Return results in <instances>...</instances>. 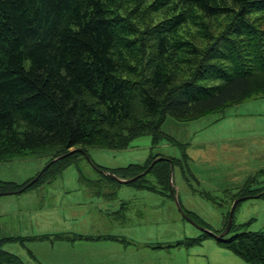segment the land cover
I'll use <instances>...</instances> for the list:
<instances>
[{
    "label": "trees",
    "instance_id": "16d2710c",
    "mask_svg": "<svg viewBox=\"0 0 264 264\" xmlns=\"http://www.w3.org/2000/svg\"><path fill=\"white\" fill-rule=\"evenodd\" d=\"M254 94L264 95V0H0V163L52 153L49 164L78 148L126 150L144 136L157 146L168 117L195 120ZM77 155L53 162L31 187ZM159 157L96 169L126 179L121 174L136 177ZM170 174L164 160L129 185L169 188ZM102 176L97 182L120 184ZM33 179L0 181V192ZM15 240H0V264H30L4 249ZM218 241L264 264V232Z\"/></svg>",
    "mask_w": 264,
    "mask_h": 264
},
{
    "label": "rangeland",
    "instance_id": "374dc122",
    "mask_svg": "<svg viewBox=\"0 0 264 264\" xmlns=\"http://www.w3.org/2000/svg\"><path fill=\"white\" fill-rule=\"evenodd\" d=\"M161 131L157 146L144 136L126 150L85 148L87 155H77L57 177L22 193L0 192L8 193L0 195V240L18 239L4 249L30 264H251L214 237L189 246L177 243L222 230L235 201L243 197L225 239L264 232V190L259 193L264 188V95L254 94L195 120L168 117ZM156 155L180 161L171 169L173 196L128 185H121L115 200L96 196L107 183L97 182L103 176L96 166L115 172L130 164L145 165ZM51 157L1 162L0 181L23 185ZM121 176L134 178L131 173ZM145 178L155 179L152 174ZM177 202L194 214L197 225L186 220Z\"/></svg>",
    "mask_w": 264,
    "mask_h": 264
},
{
    "label": "water",
    "instance_id": "95a60500",
    "mask_svg": "<svg viewBox=\"0 0 264 264\" xmlns=\"http://www.w3.org/2000/svg\"><path fill=\"white\" fill-rule=\"evenodd\" d=\"M77 151H80L82 154H85L87 155V153L83 150V149H72L70 150L67 154H64L56 159H54L52 162H50L49 164H47V166L45 167L44 170H46L53 162L59 160V159H63V158H66L67 156L69 155H72L73 153L77 152ZM164 160H167L168 162H170L171 164V169L173 170V163H172V160L170 159H166V158H157L155 159L151 166L146 170L144 171L143 173H141L140 175L134 177V178H131V179H121L119 178L117 175H115L114 173L110 172V171H105V170H102V173L105 174L106 176L112 178L113 180H116L117 182H119L120 184H130V183H133L135 182L136 180L140 179L141 177L147 175L150 170L152 169V167L156 164V163H159L161 161H164ZM43 170V171H44ZM42 171V172H43ZM41 172V173H42ZM40 173V174H41ZM39 174V175H40ZM39 176L35 177L29 184H27L23 189L17 191V192H14V193H22L23 191H25L26 189L30 188L34 183H36V181L38 180ZM172 182V174H170V185ZM8 193H0V195H6ZM246 199V197H243V198H239L238 200L235 201L233 207H232V210L229 214V219H228V224L225 228V230L219 234H216V233H213V232H210V231H207L206 233H209L211 235H213V237L216 239V240H220V239H223L226 235L229 234L230 230H231V227H232V224H233V215H234V211L236 209V206L238 205L239 202H241L242 200ZM177 207H178V210L181 212V214L186 218V220H189L190 222H192V224L194 225H197V223H195L182 209L181 205L177 202ZM205 230V229H204Z\"/></svg>",
    "mask_w": 264,
    "mask_h": 264
},
{
    "label": "crops",
    "instance_id": "0c3cea01",
    "mask_svg": "<svg viewBox=\"0 0 264 264\" xmlns=\"http://www.w3.org/2000/svg\"><path fill=\"white\" fill-rule=\"evenodd\" d=\"M107 184V183H106ZM105 183H104V185L102 186V188H100V189H98L97 190V192H96V196L97 197H100L101 198V195L103 196V197H105V198H108L107 200L109 201V200H115V199H117V197H118V193H119V191L122 189V186L121 185H128V186H130V187H132V188H134V189H136V190H138V191H148V192H151V193H153V194H155V193H160L161 195L162 194H165V192H166V194H168V196H173V193H174V189H173V186L172 185H169V188H164L163 187V185H159V184H156V183H154V184H151L153 187H155V189H156V191H150V190H145V189H140L139 187H136V186H134V185H129V184H114V183H109V184H107L106 185ZM102 185V184H101ZM106 191V192H102V191ZM170 191L171 190V193H167L168 191ZM103 194H102V193ZM120 205V204H119ZM40 210H42V208L40 209ZM109 211V210H108ZM113 214H114V216H115V214H116V212H113ZM119 218H120V215H118L117 217L115 216V220H119ZM54 219H55V221H60L59 219H58V217L56 216V214L54 215ZM56 231H59L60 232V230H56ZM55 231V232H56ZM27 262V261H26ZM28 263V262H27ZM38 263V262H37ZM40 263V262H39ZM36 264V263H35Z\"/></svg>",
    "mask_w": 264,
    "mask_h": 264
}]
</instances>
